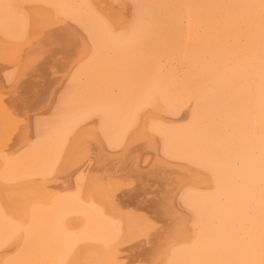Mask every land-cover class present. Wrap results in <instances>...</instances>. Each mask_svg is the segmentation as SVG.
<instances>
[{
	"label": "bare ground",
	"instance_id": "6f19581e",
	"mask_svg": "<svg viewBox=\"0 0 264 264\" xmlns=\"http://www.w3.org/2000/svg\"><path fill=\"white\" fill-rule=\"evenodd\" d=\"M0 264H264V0H0Z\"/></svg>",
	"mask_w": 264,
	"mask_h": 264
}]
</instances>
